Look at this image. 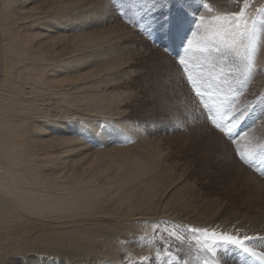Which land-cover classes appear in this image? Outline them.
Segmentation results:
<instances>
[{
	"label": "bare ground",
	"instance_id": "1",
	"mask_svg": "<svg viewBox=\"0 0 264 264\" xmlns=\"http://www.w3.org/2000/svg\"><path fill=\"white\" fill-rule=\"evenodd\" d=\"M109 12L108 0H0V264L81 259L92 249L80 241L124 234L125 223L158 209L264 235V206L195 207L184 184L155 170L161 153L118 120L117 94L99 92L97 80L116 64L91 63L74 44L100 35L87 28ZM8 87L19 92L9 97ZM126 135L134 142L117 144Z\"/></svg>",
	"mask_w": 264,
	"mask_h": 264
},
{
	"label": "rangeland",
	"instance_id": "2",
	"mask_svg": "<svg viewBox=\"0 0 264 264\" xmlns=\"http://www.w3.org/2000/svg\"><path fill=\"white\" fill-rule=\"evenodd\" d=\"M208 2L210 6H215L211 0ZM225 2L220 0L218 4ZM111 3L115 4L116 0H111ZM240 6L254 17L257 9L264 7V0H252L250 5ZM201 25L192 36V43L183 52L184 67L188 70L186 75L191 78L190 87L189 80L184 78L185 72L177 64L176 52H165L158 44L152 43L151 36L133 34L132 29L117 20L111 11L106 18H96L87 29L97 34L120 33L123 43L118 41L116 46L125 59L131 61L127 64L124 61L108 63L119 64V67L103 72L101 78H97L102 82L100 91H97L117 94L118 109L121 111L118 120L137 128L144 138L145 150L155 148L161 153L155 170L169 175L172 185L184 184L186 194L192 197L195 207H227L237 214H255L258 213L257 207L264 206V174H261L264 157L258 156L252 165H245L235 157V151L239 150L247 156L258 144H264V105L257 104L254 111L244 113V109L249 107L248 101L264 94V70L247 77L246 69L238 61L237 68L231 69L233 75L229 78V84L238 86L240 81L246 79L241 93H234L227 88L224 91L217 90L214 84L221 77L220 62L213 64L197 60L194 55L202 47L199 42L214 30L216 22L209 16ZM263 38L264 29L256 37L257 54L254 58L255 65L262 69L264 60L259 54ZM243 47L238 45L237 52H242ZM228 71L224 69L225 73ZM9 88V97L19 92L17 88ZM193 90L203 92L204 101L199 105L201 108L205 102H215L218 106L220 101L232 99L233 103L227 106V111L218 119L226 132L234 130V139L225 137L202 118L195 121L191 119L193 115H198L194 111ZM209 97L212 99L209 100ZM236 113L244 118L233 120L232 116ZM132 138L135 139V136L126 135L117 144L131 145ZM158 210L163 214L125 223L124 234L115 232L89 243L80 241L79 246H87L92 252H86L89 256H80L81 259L73 254L64 263L122 264L127 259L128 264H204L207 258L211 264V254L198 250L202 244L194 243L195 237L186 230L187 226L211 225L177 219V213L172 208L167 212ZM153 225H158V230H154ZM173 225H179L186 237V242L180 248L176 247L175 241L168 239L165 232V229L172 231ZM221 229H217V236ZM208 235L211 236V233ZM130 241L137 245L132 247L128 244ZM169 245L171 253L165 251ZM262 250L260 244L254 249L257 255L264 253ZM220 254L226 264H260L259 260L244 256L231 247L222 249Z\"/></svg>",
	"mask_w": 264,
	"mask_h": 264
},
{
	"label": "snow or ice",
	"instance_id": "3",
	"mask_svg": "<svg viewBox=\"0 0 264 264\" xmlns=\"http://www.w3.org/2000/svg\"><path fill=\"white\" fill-rule=\"evenodd\" d=\"M251 2L252 0H226L219 6H210L208 0H116L115 4L108 0V6L116 19L130 27L133 34L151 36L152 43L158 44L165 52H176L177 64L181 66V71L185 72L184 78L189 80L190 87L191 78L186 75L188 70L184 67L183 52L192 43V36L202 26L201 22L210 16L216 22V26L199 42L202 47L194 55L197 60L213 64L219 61L221 77L214 87L219 91H224L227 88V90L239 94L247 80L240 81L238 86L229 84V78L233 75L231 69L237 68L238 61L246 69L247 77L264 70L254 63L257 54L256 37L264 29V7L257 9L255 16L252 17L247 13L245 7L240 6L250 5ZM102 3L103 0H101ZM118 40L123 43L120 33L106 32L80 38L74 41V44L79 55L91 63L108 64L115 61L130 63L131 61L126 60L124 54L116 46ZM238 45L244 46L242 52H237ZM98 57H107V60L97 59ZM224 69H229V71L225 73ZM199 78L197 77V79ZM192 99L194 111L198 112V115L191 117L193 121L202 118L225 137L234 139V130L229 129L226 132L218 119L227 111V106L233 103L232 99L220 101L218 106L215 102H205L202 108L199 105L204 101L203 92L193 90ZM211 99L209 97V100ZM257 104L264 105V94L258 96L256 100L248 101L249 107L244 109V113L254 111ZM238 117L244 118L240 113H236L233 114L232 119L235 120ZM258 156L264 157V144H258L247 156L239 150L235 151V157L245 165H252ZM261 174H264V169L261 170ZM153 228L158 230V225H153ZM218 228L219 226H187L186 229L195 237L194 243L202 244L198 250L211 254V264H226L220 252L228 247L264 264V253L257 255L254 251L258 246L257 242L264 244V235H252L242 228L233 226L230 229H221L217 236ZM165 232L169 240L176 242L177 248L186 242V237L182 234L183 229L179 225H173L172 231L168 232L165 229ZM208 233H211V236ZM201 234H203L202 241ZM165 251L171 253V245ZM18 258L23 259L24 257L18 256ZM122 264H128L127 259L123 260ZM204 264H209L207 258Z\"/></svg>",
	"mask_w": 264,
	"mask_h": 264
}]
</instances>
